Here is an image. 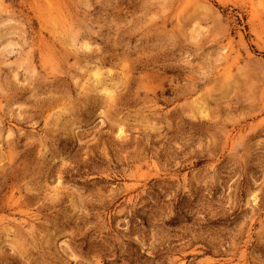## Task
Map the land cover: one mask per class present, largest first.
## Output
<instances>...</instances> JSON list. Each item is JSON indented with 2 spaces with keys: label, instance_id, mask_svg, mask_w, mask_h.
I'll return each instance as SVG.
<instances>
[{
  "label": "rangeland",
  "instance_id": "1",
  "mask_svg": "<svg viewBox=\"0 0 264 264\" xmlns=\"http://www.w3.org/2000/svg\"><path fill=\"white\" fill-rule=\"evenodd\" d=\"M0 264H264V0H0Z\"/></svg>",
  "mask_w": 264,
  "mask_h": 264
}]
</instances>
